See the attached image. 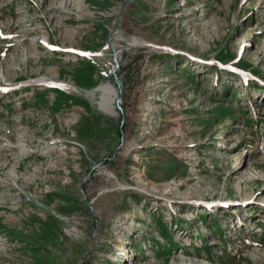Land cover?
Masks as SVG:
<instances>
[{
  "label": "rangeland",
  "instance_id": "374dc122",
  "mask_svg": "<svg viewBox=\"0 0 264 264\" xmlns=\"http://www.w3.org/2000/svg\"><path fill=\"white\" fill-rule=\"evenodd\" d=\"M0 264H264V0H0Z\"/></svg>",
  "mask_w": 264,
  "mask_h": 264
},
{
  "label": "bare ground",
  "instance_id": "6f19581e",
  "mask_svg": "<svg viewBox=\"0 0 264 264\" xmlns=\"http://www.w3.org/2000/svg\"><path fill=\"white\" fill-rule=\"evenodd\" d=\"M102 91H103L102 98L99 103L101 108L105 109L107 112L114 113L115 108L112 104L113 99L111 98V96L113 93L117 94V91H115L111 85H106V84L102 87Z\"/></svg>",
  "mask_w": 264,
  "mask_h": 264
}]
</instances>
